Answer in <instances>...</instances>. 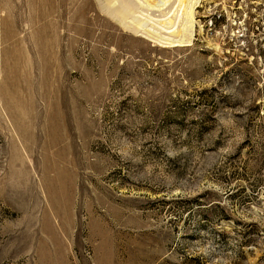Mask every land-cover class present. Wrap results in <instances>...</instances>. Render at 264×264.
<instances>
[{"label":"rangeland","instance_id":"1","mask_svg":"<svg viewBox=\"0 0 264 264\" xmlns=\"http://www.w3.org/2000/svg\"><path fill=\"white\" fill-rule=\"evenodd\" d=\"M0 264H264V0H0Z\"/></svg>","mask_w":264,"mask_h":264},{"label":"bare ground","instance_id":"2","mask_svg":"<svg viewBox=\"0 0 264 264\" xmlns=\"http://www.w3.org/2000/svg\"><path fill=\"white\" fill-rule=\"evenodd\" d=\"M96 2L102 13L126 31L161 45H182L189 43L194 36L195 11L202 0H96ZM169 6L170 10L166 11V7Z\"/></svg>","mask_w":264,"mask_h":264}]
</instances>
